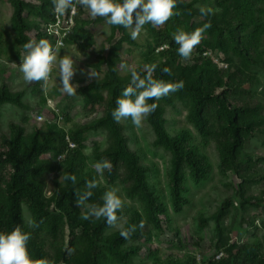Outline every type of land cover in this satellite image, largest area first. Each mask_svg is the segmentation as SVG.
Instances as JSON below:
<instances>
[{"label": "rangeland", "instance_id": "rangeland-1", "mask_svg": "<svg viewBox=\"0 0 264 264\" xmlns=\"http://www.w3.org/2000/svg\"><path fill=\"white\" fill-rule=\"evenodd\" d=\"M25 1L35 6H40L41 3V0ZM182 1L190 5L191 10L194 11L193 14L182 12L179 18L182 29L186 32L202 28L208 23L201 14V8H211L213 10L211 14L216 16L223 13L212 2L201 1L193 4L191 0ZM75 6L83 9L81 24L94 38V44L84 50L77 42L66 41L65 39L73 31L72 28L67 36L61 34L63 45L58 46L53 40L49 41L57 56V62L53 65L49 82L45 87L43 81L25 82L19 71L24 55L22 45L33 39L38 41L36 31L27 34L26 42L19 41L13 23V0H0V86L7 84L12 92H21L25 104L24 107L4 104L0 108V136L9 135L11 122L22 125L27 133H31L35 126L42 127L46 132L48 126L54 122L70 130L75 125L84 127L96 121L101 113L88 111L84 97L78 92L76 85L103 81L108 72L106 59L110 57L113 48L118 57L115 60L117 76L128 83L131 80V72L122 70L121 64L128 65L141 73H146L145 65L155 64L156 68L160 66L163 70L170 69V75L163 72L165 82H194L195 78L190 76L188 68L192 67L194 60L199 59L202 54V57L210 59L213 63L208 69V74L215 82L222 83L218 92H229L226 87L233 81L245 83L231 93V98L246 107L244 120L251 125L252 130L244 132V143L237 152V161L231 162L227 160L223 150L224 145L229 141V135L215 109L210 107L207 110L209 134L208 137H203L189 119L195 102L186 87L159 99L168 134L174 137L182 131H188L192 136L191 143L212 166L208 178L199 183L194 181L190 169L185 167L184 186L187 189L185 196L189 203L184 206L181 213H176L172 207L169 182L170 151L157 144L148 116L142 121L141 127H135L130 117L121 119L119 122L128 137V146L139 156L140 163L148 169L147 181L167 206L172 218L171 226L163 224V232H158L149 225L150 233H146L145 237L129 240L120 246L122 252L120 256L111 253L103 244H98L87 252L89 241L79 230L75 233L74 247L68 253L69 232L65 220L59 214H55L54 222L34 228L31 224L32 222L37 224L36 219L24 205L25 226L38 233L47 260L56 264H66L58 258L67 252L66 257L72 261V264H83L82 261H90L92 264H152L155 257L160 259L161 264H171L173 259L182 260L184 257H194L198 264H205L218 260L217 256L223 254L226 248L235 246L240 250L243 245L256 244L260 245V250L264 254V179L262 178L264 174V0H228V10L224 11V17L229 20L232 29L240 32L246 55L239 53L232 40H227L223 49L214 46L216 35L211 26L202 34V39L196 46L198 50H193L191 58L177 64L164 59L151 60L148 57L146 44L152 38L149 24H146L140 36L133 40L135 43L122 42L121 37L113 31V25H108L104 17L93 18L87 9L79 4ZM173 11L176 12L177 9ZM39 12V7L32 14L26 10L24 18L44 29L46 21L39 16ZM64 17L65 15L61 16V19L64 20ZM133 18L135 22V17ZM238 21L242 24H237ZM61 28L66 29L64 32L69 31L65 24H62ZM223 29L224 33H229L227 28ZM125 31L131 36V29L125 28ZM63 55H69L74 61L76 72L71 83L76 87L75 96H68L60 91L58 62ZM91 69L97 73V76L89 79L88 72ZM83 138L82 150L89 165L93 167L97 162H104L99 160L95 153L98 148L100 152H104L113 146L108 130L104 127L91 129L83 134ZM43 159L49 160L53 166L45 175V194L50 197L58 186L63 184L64 180L60 177L64 172V159L55 154L45 155ZM104 171L102 174L96 171L93 180L96 184L105 185ZM121 173H125L123 168ZM112 188L119 190L117 195L122 200V207L119 209L117 226H108L103 233L104 237L121 231L120 226L124 228L127 225L132 210L136 209L144 216L141 203L131 198L123 185L117 183L110 187ZM102 197L95 204L102 205ZM2 201L0 194V208ZM80 209L85 212L87 207ZM146 244L151 246L154 253L152 256L147 252L127 258L123 255L127 249ZM257 264L263 263L259 261Z\"/></svg>", "mask_w": 264, "mask_h": 264}, {"label": "trees", "instance_id": "trees-1", "mask_svg": "<svg viewBox=\"0 0 264 264\" xmlns=\"http://www.w3.org/2000/svg\"><path fill=\"white\" fill-rule=\"evenodd\" d=\"M201 1L212 2L216 7L220 8L223 13L220 16L209 13L203 16L206 22H211L212 29L215 32L214 46L224 48L227 40L235 43L236 49L240 54L246 55L240 32L232 29L229 20L224 17V11L228 10V0H191V3H199ZM121 2L122 0H117ZM75 3V0H74ZM14 15L13 23L17 30V39L26 42L27 34L36 31V38L53 40L57 44V37L53 32H49V26L56 22V14L53 10L52 0H41L40 6L27 2L25 0H13ZM39 7V16L46 21L45 28L41 29L36 23L28 21L24 18L26 10L30 14ZM176 9L179 15H173L163 26H153L149 23L152 31L151 41L146 44L147 54L151 60L164 59L173 64L180 63L184 60L178 55V47L174 41V34L177 29H182V23L179 18L182 12H190V5H186L182 0H176ZM71 9L65 13L64 18H68ZM84 12L81 7H76L73 16L74 28L72 33L65 39L66 41L77 42L80 47L87 50L94 44V38L89 35L81 24V17ZM135 17V13L133 14ZM237 24H242L238 21ZM233 25V22H232ZM113 31L121 37L122 42L135 43L131 36L126 33L123 26L113 25ZM227 28L229 33H224ZM192 29V28H191ZM239 30V28H238ZM191 33V32H189ZM230 34V37H229ZM120 44V43H119ZM167 45V47H164ZM198 48L195 47L194 51ZM194 60V64L189 69L190 76L195 78L194 82H184L192 95L195 102L193 113L190 114V121L196 130L203 137H208V117L207 110L212 107L220 115L224 122V129L229 135V141L224 145L225 156L228 161H237V152L244 143V132H250L251 125L244 120L247 109L244 105L234 102L231 93L245 83L233 81L226 88L227 91L218 92L222 83L215 82L208 74V69L213 66L210 59L202 57ZM116 51L113 48L111 55L106 59L108 68L107 76L103 81H93L88 84L79 85L78 92L84 97L86 108L91 113H101V116L89 125L66 130L57 123L48 126L46 132L42 127L35 126L31 133H27L26 129L15 122L9 124V135L0 136V194L2 203L0 208V233H10L14 228L19 226L24 233H30L31 238L27 242V249L31 259H47V255L43 244L40 241L36 231L29 230L24 223L23 206L26 205L36 219L39 226L49 225L56 219L55 214H59L68 229L69 250L74 247L75 233L82 231L83 235L88 239V251L92 250L96 245L103 244L111 253L122 255L120 246L132 239H141L146 236L149 225L156 231L163 232V224L171 226L172 218L169 210L164 202L161 201L158 192L151 187L147 181V171L140 163L139 156L128 146V137L124 133V127L120 122L113 119L112 112L117 107L116 100L119 98L123 90L129 85L128 82L122 81L117 76L115 60L117 59ZM158 68V69H157ZM157 70L153 73V78L164 80L163 68L157 66ZM143 78L146 73L138 72ZM225 86V85H224ZM105 92V93H104ZM147 103H157L158 107L148 116V122L152 127L157 144L164 146L171 153V169L169 173V182L171 188L172 207L176 213H181L185 205L189 203L186 198L187 189L184 186V169L188 167L191 176L196 183L206 180L212 170L211 164L207 158L201 155L198 148L191 143L192 136L188 131H182L174 137H171L165 128V120L163 111L160 107L159 100H148ZM4 104H13L18 107H24L23 94L21 92H12L7 84L0 86V108ZM104 127L108 130L113 146L104 152L97 149L95 156L102 161L111 163V169H105L104 181L105 185H99L90 189L92 196L85 203L95 204L102 195L115 186L117 183L124 186L127 194L131 198L137 199L143 209L144 216L138 210H132L130 218L124 229H129L136 225V231L133 232L129 239H124L120 235V231L108 237H104L103 233L109 226L105 218L82 219L87 212H82L79 206L75 204L77 200L76 193L88 191L87 182L93 181L96 177V171L91 167L82 150L84 138L83 134L91 129ZM75 147H70V144ZM55 154L62 157L64 164L63 174H74L76 183L71 181H63L58 186L56 192L47 197L45 194V175L53 168L49 160L43 159L45 155ZM122 168L125 173H121ZM264 179V174L262 176ZM248 202V201H247ZM117 217L120 215L118 210ZM144 221V227L141 229L139 224ZM66 252V253H67ZM147 252L153 255V251L149 244L145 246H137L127 249L123 252L125 258L135 254ZM66 253L58 258L66 264H72L67 259ZM127 260V259H126ZM264 264V254L260 250V245H243L239 250L235 246L226 248L223 255L218 260H213L205 264ZM83 264H92L90 261H82ZM51 264H56L51 262ZM152 264H161L160 259L155 257ZM171 264H198L194 257H184V259H173Z\"/></svg>", "mask_w": 264, "mask_h": 264}, {"label": "clouds", "instance_id": "clouds-1", "mask_svg": "<svg viewBox=\"0 0 264 264\" xmlns=\"http://www.w3.org/2000/svg\"><path fill=\"white\" fill-rule=\"evenodd\" d=\"M53 10L57 18L64 16L71 9L73 13L76 11L75 4L87 9L91 17H104L108 25L123 26L126 29H131V38L136 40L146 24L153 26H163L170 20L173 15L180 13L174 12L176 8V0H52ZM203 16H207L213 10L211 8L200 9ZM135 13V22L133 14ZM135 26L133 27V24ZM211 27V22L204 24L202 28H196L191 33L183 29H177L174 34V41L178 47V55L184 60L191 58L193 50L200 43L202 34L205 30ZM52 31V26H49V32ZM59 46V42H58ZM24 55L21 59L19 71L22 73V78L27 83L44 82L46 87L53 65L57 62L55 51L46 39H35L28 41L22 45ZM167 47V45H164ZM59 80L60 91L68 96L76 95V87L71 83L75 75L74 61L69 55H63L59 59ZM122 70L131 72V80L129 85L123 90L121 96L117 98V107L113 110L112 116L116 122L121 119L131 118L135 127H141L142 121L152 114L158 107L157 103H147L148 100H159L167 96L170 92H175L184 87V82L176 83L165 82L153 78V73L156 65H145L146 75L141 78V75L128 65L121 64ZM165 73L171 74L170 69L165 68ZM89 79L96 77L97 73L92 69L88 72ZM79 87V85H76ZM97 173L102 174L104 169H111L112 165L108 161L97 162L93 165ZM60 179L76 183L74 174H62ZM88 191L76 193V204L79 207H87V212L82 216V219L89 220L90 218H105L109 226H117L118 217L117 211L122 207V200L117 195L118 189L112 188L105 192L103 204L86 205L85 202L90 199L92 192L90 189L96 187L95 181L87 182ZM32 227H39L38 224L32 222ZM120 235L124 239H129L131 234L136 231V225L129 229H124L122 226ZM142 229L144 221L139 224ZM31 234L22 232L17 226L10 233H0V264H51L47 259L30 258L27 242L30 240Z\"/></svg>", "mask_w": 264, "mask_h": 264}, {"label": "built area", "instance_id": "built-area-1", "mask_svg": "<svg viewBox=\"0 0 264 264\" xmlns=\"http://www.w3.org/2000/svg\"><path fill=\"white\" fill-rule=\"evenodd\" d=\"M74 14L75 13H73L72 10H71L69 17L65 18L64 20H62L61 17L57 18V16H56V22L54 24H51V26H52V31L51 32H53L54 35L57 37V45H58V42H59V46L64 44V40L60 39L61 34L67 36L69 33H71V30H72L71 28H73V26H74V21H73ZM62 24H65L66 27L68 26V30L69 31L64 32V31H66V29L65 28L64 29L61 28ZM70 147H75V145L71 143ZM222 255H223L222 253L220 255H218L217 259H220Z\"/></svg>", "mask_w": 264, "mask_h": 264}]
</instances>
